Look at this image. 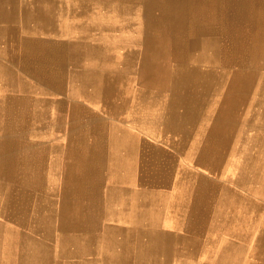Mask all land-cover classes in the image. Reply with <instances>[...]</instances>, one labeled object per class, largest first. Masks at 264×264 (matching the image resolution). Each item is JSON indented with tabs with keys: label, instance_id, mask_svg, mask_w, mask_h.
Listing matches in <instances>:
<instances>
[{
	"label": "crops",
	"instance_id": "obj_1",
	"mask_svg": "<svg viewBox=\"0 0 264 264\" xmlns=\"http://www.w3.org/2000/svg\"><path fill=\"white\" fill-rule=\"evenodd\" d=\"M230 5L0 0V141L40 179L62 171L63 186L33 191L78 201L65 261L264 264V78L253 127L213 123L227 79L185 137L183 95L145 72L152 50L213 45L210 33L222 37L240 16L243 47L257 19L264 51V12L238 16ZM61 209L48 207L57 218Z\"/></svg>",
	"mask_w": 264,
	"mask_h": 264
},
{
	"label": "bare ground",
	"instance_id": "obj_2",
	"mask_svg": "<svg viewBox=\"0 0 264 264\" xmlns=\"http://www.w3.org/2000/svg\"><path fill=\"white\" fill-rule=\"evenodd\" d=\"M230 2V11L237 12L238 16H240L239 14L244 13L245 9L248 13L257 12L258 14L260 13V11L264 12V0H230ZM214 14L216 15V13ZM210 18L213 19V17ZM147 20H149V18ZM253 23V29L250 28L251 24H249L248 26L249 42L247 48L243 47L242 33L244 32V29H242L243 26H241L240 16L237 21L232 18L230 23H228L226 26L225 35H222V37L221 35L217 34L213 35L214 31L210 33L212 35V39L209 42H214L213 45L201 48H188L184 50H152L150 52L151 62L145 67L146 74L151 76V79L154 82H158L157 84H155L157 87L160 88L161 85H163L166 87L165 89L181 93L184 97V112L181 118L183 119V123H189L188 126H184L185 137H187V127L197 124L198 118L200 116L199 112L202 111L204 106L209 102L210 98L214 96L217 101L220 87L225 83V80L227 79L228 97L225 102H222L219 105L217 103V111L213 115L214 119L212 118L213 123L217 126L226 125L232 128L238 127V125L240 124L241 127L244 125L253 127L255 120L259 116L256 112V109L258 106H261V104L256 97L254 101L250 100L249 98L252 94H258V97L261 98V85H259V79L261 78L262 80V78H264V74H262L261 72L259 73L258 71L260 67L259 59L261 57L262 50L259 48L260 40L258 35V25H255L256 23L258 24L257 19L256 21L254 20ZM194 29H196V32L201 36L208 37V31H206L207 33L203 32L199 27H195ZM188 31L190 30L188 29ZM217 66L219 67V70ZM246 95L248 101L245 105ZM245 108L249 110V114L248 116H244L242 120H239L238 114L243 111H241V109ZM37 175L38 174H36V176ZM28 254H26V256H28Z\"/></svg>",
	"mask_w": 264,
	"mask_h": 264
},
{
	"label": "rangeland",
	"instance_id": "obj_3",
	"mask_svg": "<svg viewBox=\"0 0 264 264\" xmlns=\"http://www.w3.org/2000/svg\"><path fill=\"white\" fill-rule=\"evenodd\" d=\"M259 62L262 65L258 71L264 74V51ZM217 68L219 70L218 66ZM257 96L258 94H252L249 99L254 101ZM21 119L22 117L20 121ZM183 125L188 126L189 123ZM23 145L19 146L21 150H25ZM7 148V145H1L0 141V264H47L49 255L52 256L53 264H73L74 262L65 261L61 256L70 255L66 240L80 234L74 231L77 229L78 217L72 209L73 204L78 201L71 195L62 194L52 198L48 194L39 195L34 192L35 189L50 185L49 183L57 188L63 186L64 178L59 177L62 171H57L58 176L55 179H40L36 176L38 170L33 166L35 163L6 158ZM15 163H18L19 169ZM53 204H60L62 208L58 218L54 211L48 210ZM49 238L58 241L51 243L52 248L47 244Z\"/></svg>",
	"mask_w": 264,
	"mask_h": 264
}]
</instances>
